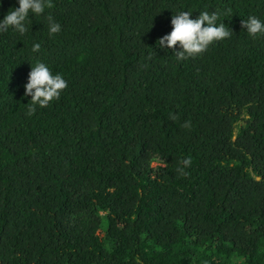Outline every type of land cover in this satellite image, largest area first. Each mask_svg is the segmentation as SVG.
<instances>
[{
	"label": "trees",
	"instance_id": "trees-1",
	"mask_svg": "<svg viewBox=\"0 0 264 264\" xmlns=\"http://www.w3.org/2000/svg\"><path fill=\"white\" fill-rule=\"evenodd\" d=\"M51 3L0 34V264H264V36L242 27L264 0ZM204 10L231 38L183 61L159 47ZM38 62L68 87L27 116Z\"/></svg>",
	"mask_w": 264,
	"mask_h": 264
},
{
	"label": "clouds",
	"instance_id": "clouds-1",
	"mask_svg": "<svg viewBox=\"0 0 264 264\" xmlns=\"http://www.w3.org/2000/svg\"><path fill=\"white\" fill-rule=\"evenodd\" d=\"M18 7L9 9L7 14L0 20V34L11 29L24 36L29 31V22L32 17L35 19L45 15L46 9L52 8L51 0H16ZM3 0H0V7ZM230 14V10L224 15ZM192 11H180L171 18L172 30L158 40V45L164 50H172L177 61L188 58H195L205 53L210 46L217 42L231 38L232 31L223 23L221 13L218 11H200L199 15L192 18ZM48 35L53 37L62 31L60 23L56 22L52 15H47ZM242 27L246 29L248 36L256 38L264 36V19L256 16H249L242 21ZM41 44L34 42L31 51L39 53ZM68 87L67 80L62 74H53L50 67L43 62H38L28 75L24 85V96L31 97V105L28 107L26 115L32 116L37 109L49 107V105L60 98L62 92ZM175 120L176 116L172 115ZM182 127L191 128L190 122H185ZM192 160L185 158L182 160L183 167L176 170L181 175H187L185 169L191 167Z\"/></svg>",
	"mask_w": 264,
	"mask_h": 264
},
{
	"label": "rangeland",
	"instance_id": "rangeland-1",
	"mask_svg": "<svg viewBox=\"0 0 264 264\" xmlns=\"http://www.w3.org/2000/svg\"><path fill=\"white\" fill-rule=\"evenodd\" d=\"M153 167H162V165L160 163H158V162L157 163L154 162L153 163Z\"/></svg>",
	"mask_w": 264,
	"mask_h": 264
}]
</instances>
